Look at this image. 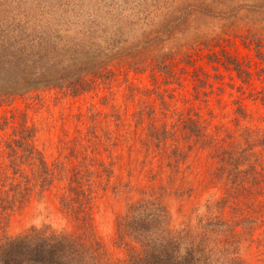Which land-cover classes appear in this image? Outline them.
I'll return each instance as SVG.
<instances>
[{"label":"rangeland","instance_id":"1","mask_svg":"<svg viewBox=\"0 0 264 264\" xmlns=\"http://www.w3.org/2000/svg\"><path fill=\"white\" fill-rule=\"evenodd\" d=\"M198 1L212 4L201 8L217 16L226 11L229 16L239 14L240 23L246 22L242 17L247 11L263 9L259 18L264 22V0H225L220 7L212 0H0V57L22 51L36 57L55 42L61 47L67 40L82 39L93 43L97 54L109 48L120 59L155 36H164L181 10L198 9ZM231 41L226 43L228 50L250 75L229 71L202 50L193 56V66L180 65L185 70H178V81L160 74L155 80L149 70L135 72L116 63L110 82L87 94L70 97L47 89L2 105L0 125H8L6 131L0 127V135L7 137L25 122L35 130L36 150L58 174L43 193L31 183L29 197L10 216L6 232L17 235L46 225L77 233L60 199L69 177L78 171L88 173L94 187L93 228L112 260L128 253L115 243L118 222L132 204L150 199L164 209L174 230L195 231L210 219L227 221V238H238L239 258L246 264H264V149L255 143L264 135V58L253 43L232 36ZM207 78L209 85L204 83ZM210 85L213 91L205 99L203 92ZM147 107L151 114L142 113L136 122V110ZM182 117L197 120L214 138L213 147L186 139L187 122L178 120ZM151 126L173 136L158 147L146 144ZM249 132L254 139L248 157L239 165L223 162V152L226 158L231 151L237 157L248 148ZM2 151L0 170H13L10 156ZM16 168L28 173L32 166L23 163ZM237 171L243 172L237 176Z\"/></svg>","mask_w":264,"mask_h":264},{"label":"trees","instance_id":"2","mask_svg":"<svg viewBox=\"0 0 264 264\" xmlns=\"http://www.w3.org/2000/svg\"><path fill=\"white\" fill-rule=\"evenodd\" d=\"M212 1L213 5L220 7L225 0ZM196 4L200 6L198 9L192 6L181 10V15L164 36H155L141 48L132 50L131 54L127 53L120 59L112 56L109 48L97 54L95 45L82 39L79 42L67 40L61 47L55 42L50 45V49H44L36 57L23 51L1 56L0 107L33 91L57 90L62 96L70 97L87 94L101 83L110 82L116 63L120 67L127 64L135 72L149 70L155 80L160 74L167 81H178V70H185L180 65L193 66V56L202 50L208 51L212 62H221L229 71L250 75L238 58L230 53L227 48L229 44L226 43L232 42L231 36L240 37L244 42L253 43L257 55L264 58V22H260L259 18L263 9L247 11L242 17V21L246 22L240 23L237 22L240 10L236 12L237 16L233 13L234 21L231 22L229 19L233 16L226 15L228 11L217 16L201 8L212 4L199 1ZM188 22L190 24L185 26ZM256 22L261 25L257 26ZM102 57L108 60L97 64L96 61ZM205 80V85H209L208 78ZM212 87L210 85L209 89L204 90L205 99L212 93ZM194 89L196 96L200 97L199 87ZM142 113L150 115L151 108L136 110V122L141 119ZM115 116L117 119L120 117L118 114ZM178 120L187 122L184 125L188 131L186 139L194 138L202 146L213 145L214 138L205 134L197 120L191 117ZM7 125L6 121L0 127L6 131ZM34 136L35 130L25 126V122L13 128L7 137L5 133L0 135V151H7L13 167V170H0V264H246L238 256V238H227L231 232L226 230L230 228L227 221L210 219L206 223L201 222L195 231L188 228L174 230L164 209L150 199H141L132 204L128 213L118 222L115 243L127 248L128 253L124 259L112 260L93 228L91 210L94 187L89 183L88 173L78 171L69 177L60 199L61 210L71 217L77 233L69 234L44 225L9 235L6 232L9 218L16 209L22 208L33 185L38 184L43 193L58 178L55 169L50 168L44 155L36 150ZM172 136L173 133L168 130L158 131L151 126L145 143H153L158 147ZM253 136L252 132L246 134L248 148L237 157H234V151L228 152L227 158L226 152H223V162L239 165L247 156L245 154L251 147ZM255 143L264 149V135ZM23 163L32 166L30 172L16 168ZM36 163L39 167L33 168ZM242 172L237 171V176ZM129 239L136 245H132Z\"/></svg>","mask_w":264,"mask_h":264}]
</instances>
